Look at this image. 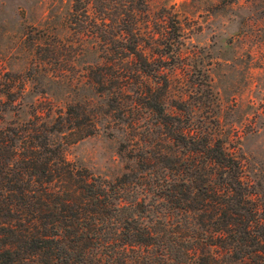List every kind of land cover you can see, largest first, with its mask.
<instances>
[{
    "label": "trees",
    "instance_id": "trees-1",
    "mask_svg": "<svg viewBox=\"0 0 264 264\" xmlns=\"http://www.w3.org/2000/svg\"><path fill=\"white\" fill-rule=\"evenodd\" d=\"M71 22L96 45L89 81L135 165L108 178L65 158L97 130L78 104L0 125V264H264V202L218 122L198 115L204 91L178 72L191 69L172 6L72 0Z\"/></svg>",
    "mask_w": 264,
    "mask_h": 264
},
{
    "label": "rangeland",
    "instance_id": "rangeland-1",
    "mask_svg": "<svg viewBox=\"0 0 264 264\" xmlns=\"http://www.w3.org/2000/svg\"><path fill=\"white\" fill-rule=\"evenodd\" d=\"M172 6L188 54L178 69L204 91L198 115L218 122L216 134L241 157L245 180L264 202V0H149ZM72 0H0V125L33 115L50 122L78 104L96 114L97 130L65 144L64 156L95 175H120L134 160L119 151L126 129L107 124L103 97L91 87L95 43L71 22ZM206 81L210 84L212 96ZM186 84V83H185ZM174 83L173 93L181 91ZM7 92V93H5ZM66 127L63 132L67 134Z\"/></svg>",
    "mask_w": 264,
    "mask_h": 264
}]
</instances>
